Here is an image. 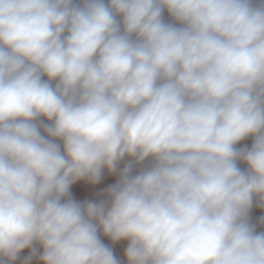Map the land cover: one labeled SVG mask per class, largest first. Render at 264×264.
I'll return each instance as SVG.
<instances>
[{
    "label": "clouds",
    "instance_id": "obj_1",
    "mask_svg": "<svg viewBox=\"0 0 264 264\" xmlns=\"http://www.w3.org/2000/svg\"><path fill=\"white\" fill-rule=\"evenodd\" d=\"M254 198L264 0H0V264H264Z\"/></svg>",
    "mask_w": 264,
    "mask_h": 264
},
{
    "label": "crops",
    "instance_id": "obj_2",
    "mask_svg": "<svg viewBox=\"0 0 264 264\" xmlns=\"http://www.w3.org/2000/svg\"><path fill=\"white\" fill-rule=\"evenodd\" d=\"M165 18L166 19H171L168 17L167 12L165 10ZM128 157L125 158L124 161H121L118 165V169H122L124 164L128 161ZM139 166H136L134 171H138ZM119 179L118 172L117 173H112L110 174L107 169H104L102 178L99 183L97 184H92L91 182L87 180H80L77 181L75 184L71 186V194L74 199L77 201H96L100 202L102 200H107V188L110 185H113L116 183V181ZM256 200L258 198H254V205L253 208L251 209L250 212V217L251 220L254 224L257 225V231H264V223L260 222V217L264 216V208H261L257 206ZM100 238L102 242L107 244L108 246L112 247L114 250V253L118 257V259L121 261V264H127L126 257L124 255V251L127 247L128 241H119L115 244L108 238L105 237L102 233L100 232ZM36 248V254L32 255V248ZM43 253V247L42 245L35 243L32 247L25 248L23 249L19 254L18 258L11 262V264H43V261L40 260V255ZM31 256V259L29 260L28 258Z\"/></svg>",
    "mask_w": 264,
    "mask_h": 264
},
{
    "label": "trees",
    "instance_id": "obj_3",
    "mask_svg": "<svg viewBox=\"0 0 264 264\" xmlns=\"http://www.w3.org/2000/svg\"><path fill=\"white\" fill-rule=\"evenodd\" d=\"M253 137L249 136L247 137L245 140L241 141L237 147H243L245 145H247L249 148L251 147V144L253 142ZM239 166L242 168V169H246L247 168V165L243 162H238Z\"/></svg>",
    "mask_w": 264,
    "mask_h": 264
}]
</instances>
